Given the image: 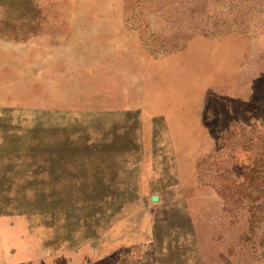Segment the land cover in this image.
<instances>
[{
  "label": "rangeland",
  "instance_id": "obj_1",
  "mask_svg": "<svg viewBox=\"0 0 264 264\" xmlns=\"http://www.w3.org/2000/svg\"><path fill=\"white\" fill-rule=\"evenodd\" d=\"M255 2L0 0V264H264Z\"/></svg>",
  "mask_w": 264,
  "mask_h": 264
},
{
  "label": "trees",
  "instance_id": "obj_2",
  "mask_svg": "<svg viewBox=\"0 0 264 264\" xmlns=\"http://www.w3.org/2000/svg\"><path fill=\"white\" fill-rule=\"evenodd\" d=\"M254 3L255 2L254 0ZM255 5V4H254ZM254 183L256 184V188L254 189V196L256 197H264V186L260 188V185L264 184V171L259 172L258 175H254ZM262 204V205H261ZM254 206V229L258 230L257 233L254 231L255 234H259V245H261L263 239H264V229L263 227L259 226V220L257 218L262 219L261 213L263 212V204H264V198L262 200V203Z\"/></svg>",
  "mask_w": 264,
  "mask_h": 264
},
{
  "label": "water",
  "instance_id": "obj_3",
  "mask_svg": "<svg viewBox=\"0 0 264 264\" xmlns=\"http://www.w3.org/2000/svg\"><path fill=\"white\" fill-rule=\"evenodd\" d=\"M152 200L153 201L157 200V197L156 196H152Z\"/></svg>",
  "mask_w": 264,
  "mask_h": 264
}]
</instances>
